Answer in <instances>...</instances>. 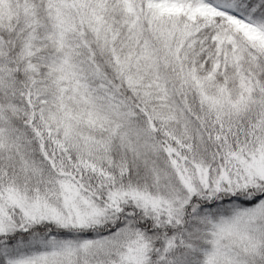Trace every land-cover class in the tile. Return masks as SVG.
Returning a JSON list of instances; mask_svg holds the SVG:
<instances>
[{
	"label": "snow or ice",
	"instance_id": "snow-or-ice-1",
	"mask_svg": "<svg viewBox=\"0 0 264 264\" xmlns=\"http://www.w3.org/2000/svg\"><path fill=\"white\" fill-rule=\"evenodd\" d=\"M0 264H264V0H0Z\"/></svg>",
	"mask_w": 264,
	"mask_h": 264
}]
</instances>
